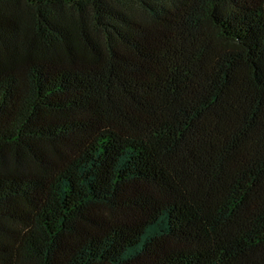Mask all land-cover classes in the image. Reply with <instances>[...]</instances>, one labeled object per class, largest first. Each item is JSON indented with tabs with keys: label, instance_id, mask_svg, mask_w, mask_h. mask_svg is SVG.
<instances>
[{
	"label": "trees",
	"instance_id": "16d2710c",
	"mask_svg": "<svg viewBox=\"0 0 264 264\" xmlns=\"http://www.w3.org/2000/svg\"><path fill=\"white\" fill-rule=\"evenodd\" d=\"M0 264H264V0H0Z\"/></svg>",
	"mask_w": 264,
	"mask_h": 264
}]
</instances>
